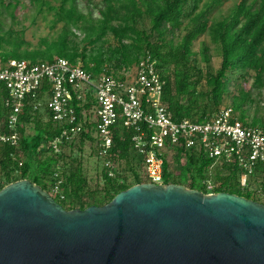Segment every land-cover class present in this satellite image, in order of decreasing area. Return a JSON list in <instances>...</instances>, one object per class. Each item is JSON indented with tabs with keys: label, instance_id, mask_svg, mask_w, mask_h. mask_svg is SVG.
<instances>
[{
	"label": "trees",
	"instance_id": "trees-1",
	"mask_svg": "<svg viewBox=\"0 0 264 264\" xmlns=\"http://www.w3.org/2000/svg\"><path fill=\"white\" fill-rule=\"evenodd\" d=\"M16 2L0 0V5L12 10L17 7ZM40 13L48 12L53 15L51 27L63 21L64 26L57 38L42 39L44 48L29 49L22 34L12 31L0 33V54L5 57L25 58L33 62L38 58L50 60L57 56L68 58L71 62L81 63L89 71L98 74L107 67L105 63L112 62L110 73L124 78L121 68H130L137 65L146 55H151L156 61V67L165 81L163 99L172 111L175 119L188 117L196 120L210 118L222 104L227 94L228 77L236 73H249L258 88L264 86V0H237L229 12L220 19L210 14L221 0H104L105 6L100 10L101 17L94 19L90 14L80 12L76 0H60L54 5L50 0H35ZM148 14L152 23L151 32L138 27V19ZM188 19L185 23L184 20ZM83 21L80 28L85 32L83 40L99 44L104 37L112 33L117 40L116 45H110L103 51V43L97 45L90 54L78 50L77 44H72L69 37H77L73 25ZM184 29L181 39L174 43L167 39L168 34ZM158 33L160 39H152V34ZM205 33H209L212 42L218 46L222 54L220 67L212 71L210 67L203 72L197 62L198 52L193 50L194 41ZM127 39L128 41H125ZM8 50H7V49ZM208 46L203 48V58L206 62L211 59ZM108 52V53H107ZM9 53L15 56H9ZM48 56L49 58H43ZM175 64L171 74L170 63ZM203 79L206 83L203 84ZM201 85L199 89L198 86ZM48 89V87H47ZM249 90L241 87L237 94L232 96L229 106L243 123L264 127V119L254 117L252 122L246 120L244 105L251 100ZM187 101L182 102L183 99ZM47 118L39 109L33 108V102H28L20 116L17 130L19 140L17 145H0V173L5 185L18 179L27 178L40 185L43 189L52 191V186L60 183V194L55 198L66 206L88 207L109 202L117 193L136 183L148 182L150 179L144 173L143 155L140 154L132 140L135 129L133 127L119 126L113 132L114 143L109 150L113 164L125 161V167H108L105 159L101 172L104 185L101 193H90L89 200L83 198L85 185L88 183L83 166L82 156L77 152L83 151L84 144L96 141L90 132L83 130L72 141H64L59 151H56L50 141L61 129L56 124L48 110V102H43ZM29 123L34 124L33 133L26 131ZM175 153L166 152L163 164L164 183L187 184L190 188L210 192L206 172L215 159L195 148L177 146ZM172 160L178 164L172 166ZM142 168V169H140ZM227 173H217V183L212 192L228 191L247 198L262 201L259 191L264 192V175L256 187H251L252 176H249L247 185L241 184L239 167L223 164ZM113 171V174H110ZM258 175L264 169L256 170ZM127 172L133 175L129 178ZM255 172V171H254ZM145 175L146 177H142ZM254 175V174H253ZM61 195L63 197H61ZM264 198V197H263Z\"/></svg>",
	"mask_w": 264,
	"mask_h": 264
},
{
	"label": "water",
	"instance_id": "water-1",
	"mask_svg": "<svg viewBox=\"0 0 264 264\" xmlns=\"http://www.w3.org/2000/svg\"><path fill=\"white\" fill-rule=\"evenodd\" d=\"M0 264H264V203L148 181L66 206L18 179L0 189Z\"/></svg>",
	"mask_w": 264,
	"mask_h": 264
},
{
	"label": "built area",
	"instance_id": "built-area-1",
	"mask_svg": "<svg viewBox=\"0 0 264 264\" xmlns=\"http://www.w3.org/2000/svg\"><path fill=\"white\" fill-rule=\"evenodd\" d=\"M164 85L151 55L122 78L106 68L95 74L63 56L33 62L0 54V145L18 144L17 125L28 102L42 109L47 101L52 120L61 126L50 141L56 151L86 130L99 141L105 165L114 167L109 155L112 134L121 125L133 127V144L143 155L150 182L164 183L163 155L175 152L177 146L195 148L215 161L239 167L243 186L250 174L264 169V127L243 123L230 107L201 121L175 119L163 99ZM60 183L52 186V195L60 194ZM206 183L212 191L214 185ZM3 186L0 173V189Z\"/></svg>",
	"mask_w": 264,
	"mask_h": 264
},
{
	"label": "rangeland",
	"instance_id": "rangeland-1",
	"mask_svg": "<svg viewBox=\"0 0 264 264\" xmlns=\"http://www.w3.org/2000/svg\"><path fill=\"white\" fill-rule=\"evenodd\" d=\"M9 1L16 2L15 0H5V3H8ZM52 4L59 5L60 0H50ZM205 1V0H203ZM222 2L215 6L212 10V13L210 14L211 20L216 17L217 19L222 18L225 16L229 10L233 7V5L237 2V0H221ZM78 10L80 12L90 14L92 18L97 19L101 17L100 10L104 8L105 1L104 0H76L75 1ZM12 10L6 9L5 6L0 5V33H8L7 31H12V33L15 35L17 32L22 34V38L25 39L27 42V45L25 47H28L29 49H37L38 47L44 48L45 44L42 42V39L47 37L49 40L57 38L59 35L61 28L64 26L63 21H59L56 23L54 27H51V19L53 18V15L48 12L40 13L38 11V4L35 0H19V3L15 10L13 11V14L11 13ZM188 19H185L184 22L186 23ZM87 24L86 22L80 21L75 26L73 25V29L75 30L77 37H69V40L72 44H77L78 50L83 51L86 49V52L90 54L92 50L95 48V52L97 51V45L100 43H103V51H107L109 49L110 45H116L117 40L113 36L112 33H109V35L105 36L103 41H101L99 44L97 43H90L89 40H83L85 36V32L80 28V26ZM138 27L141 29H146V31L151 32V26L152 23L150 21V17L148 14H144L143 17L138 19L137 23ZM184 33V29H180L176 31L174 34H168L167 39H172L174 43H177L180 39L182 34ZM160 35L158 33L152 34V39H160ZM125 41H128L125 39ZM205 46H208V51L210 53L211 59L209 62H206L203 58L202 52L203 48ZM7 49V48H6ZM8 50V49H7ZM193 50L198 52L196 55L197 62L200 64V66L203 68V72H206V69L210 67L212 71L217 70L222 61V54L220 49L216 44L212 42L211 36L209 33H205L199 38H197L194 41L193 44ZM108 53V52H107ZM9 56H15L13 53H9ZM18 58V57H17ZM43 58H49L48 56H45ZM41 60V58H38L37 61ZM78 62H81V59H78ZM82 63V62H81ZM112 62H106L105 66L107 69L111 70ZM136 65H131L130 68H121L119 72H128L132 71L134 73ZM171 71V74L175 68V64L172 62L169 64ZM206 83V80L203 79V84ZM227 94H225L224 100L222 104L219 106V108L216 110L218 111L220 108L223 107H229L232 102V96L234 94H237L239 92V89L241 87H244L245 89L249 90L252 94L251 100H248L245 105V113H246V120L248 122H252V119L254 117H259L264 119V86L261 88H258L254 85V81L252 76L249 73H243L239 74L236 73L234 75H231L228 77L227 80ZM198 88H201V85L198 86ZM45 99H48V96H45ZM187 100L184 98L182 102H186ZM42 113L44 114L45 119L47 118V111L45 108L40 109ZM239 111H235V115L239 116ZM34 124L29 123L26 126V131L28 133H33L34 131ZM261 127V126H259ZM170 153V152H169ZM175 152L170 153L173 155ZM80 156H82L83 159V166L87 175L88 183L85 185L84 188V196L83 198L86 200H89V195L93 191H97L96 195H99L101 193V187L104 185L103 176L101 175V172L104 168V162L102 159L98 156V148L96 141H90L88 140L84 146L82 152H77ZM115 167L118 166V169H122L125 167V161H119L115 162ZM172 166L177 167L178 164H176L175 161L172 160ZM142 169V168H140ZM227 173V170L223 168V163L221 161H215L210 168L206 172V178L202 180V182H206V180H209L212 185H215L217 181V173ZM129 178H133V175L130 172H127ZM254 174V175H253ZM253 174H250L253 178L251 187H256L257 184H259L262 180V177L264 173L260 171V175H258L257 171H255ZM263 174V175H262ZM142 177H146L143 175ZM187 187H189L187 184H185ZM190 188V187H189ZM212 192V191H210ZM259 194L261 195V199L264 200L262 195V192L259 191ZM54 195V194H53ZM55 196V195H54ZM262 202V201H261ZM76 206H79V203H76Z\"/></svg>",
	"mask_w": 264,
	"mask_h": 264
}]
</instances>
